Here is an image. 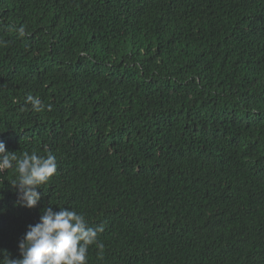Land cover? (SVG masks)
<instances>
[{
	"label": "trees",
	"instance_id": "trees-1",
	"mask_svg": "<svg viewBox=\"0 0 264 264\" xmlns=\"http://www.w3.org/2000/svg\"><path fill=\"white\" fill-rule=\"evenodd\" d=\"M0 142L57 160L31 209L0 173L12 258L51 207L87 264H264V0H0Z\"/></svg>",
	"mask_w": 264,
	"mask_h": 264
},
{
	"label": "clouds",
	"instance_id": "clouds-1",
	"mask_svg": "<svg viewBox=\"0 0 264 264\" xmlns=\"http://www.w3.org/2000/svg\"><path fill=\"white\" fill-rule=\"evenodd\" d=\"M24 35V29H18ZM34 111L43 110L38 98L26 97ZM51 110V106H48ZM13 170L16 178L11 185L17 190L19 206L31 209L41 199L40 186L47 183L57 171L56 156L24 152L17 155L8 152L6 145L0 142V173ZM103 226H89L83 214L63 208L54 211L45 209L34 225H29L18 243V258L0 250V264H87V252L90 245L96 243L98 233ZM103 248L102 244H97Z\"/></svg>",
	"mask_w": 264,
	"mask_h": 264
}]
</instances>
